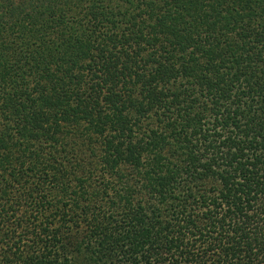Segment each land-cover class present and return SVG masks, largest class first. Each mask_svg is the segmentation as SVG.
<instances>
[{"label":"trees","instance_id":"trees-1","mask_svg":"<svg viewBox=\"0 0 264 264\" xmlns=\"http://www.w3.org/2000/svg\"><path fill=\"white\" fill-rule=\"evenodd\" d=\"M0 264H264V0H0Z\"/></svg>","mask_w":264,"mask_h":264}]
</instances>
